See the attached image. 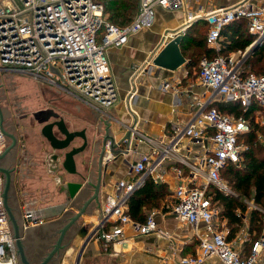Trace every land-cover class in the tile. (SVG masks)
I'll list each match as a JSON object with an SVG mask.
<instances>
[{
	"label": "built area",
	"instance_id": "2783aa9c",
	"mask_svg": "<svg viewBox=\"0 0 264 264\" xmlns=\"http://www.w3.org/2000/svg\"><path fill=\"white\" fill-rule=\"evenodd\" d=\"M183 4L184 0H140L132 21L118 25L107 19L102 0H0V73L27 75L70 94L101 116L107 115L118 96L107 49L124 45L131 34L150 27L157 6L173 9ZM196 17L207 21V43L216 48L221 46L224 27L238 19H245L250 33L256 35L252 46L264 43V0H237L208 10L199 6L188 19ZM180 31L184 27L169 35ZM239 53L241 58L233 53L201 58L199 76L208 96L197 99L192 115L173 122L168 134L154 137L129 125L131 136L124 140L121 152L137 153L132 144L135 139L148 142L150 148L130 164L131 178L114 184L96 226L97 238L125 242L126 226L139 234L167 235L158 226L155 210L145 222L131 218L127 210L131 195L146 178L158 182L161 173L172 168L177 178L172 210L195 229L198 240L196 251L182 255L176 264H205L212 259L223 264H264V234L243 256L228 239L230 229L218 224L220 210L210 192L211 186L228 190L222 169L242 161L248 149L242 136L251 130L247 117L224 113L215 103L240 101L248 108L254 102L264 121V72H245L242 64L247 52ZM152 57L134 65L135 78L155 65ZM7 138L0 102V154L10 147ZM113 156L107 154L109 159ZM4 189L5 176L0 172V264H21ZM44 221L33 209H24L23 230Z\"/></svg>",
	"mask_w": 264,
	"mask_h": 264
},
{
	"label": "crops",
	"instance_id": "0c3cea01",
	"mask_svg": "<svg viewBox=\"0 0 264 264\" xmlns=\"http://www.w3.org/2000/svg\"><path fill=\"white\" fill-rule=\"evenodd\" d=\"M236 1L237 0H184L183 6L173 9L157 6L155 21L150 27L131 34L128 41L122 46L109 47L106 52L111 66L112 77L118 92L116 102L108 108L109 114L101 116L94 108L87 104L86 105L90 109L85 110L82 109L80 105H77L76 109L78 110L76 111L71 109L67 104L63 105L60 102L51 104L57 106L53 107L55 109L58 107L60 108L59 110L57 109L59 111L58 113L65 118L72 129L86 128L91 148L86 152L76 155L77 169L81 174L85 175V177H89V180H92L94 183L98 181V154L96 152L95 141L101 139L106 127V125L102 123L101 118L105 116L111 118L108 121L112 120L111 124H113V128L119 126L115 123L116 121H114L115 119H119L124 123H128L127 125L134 124L138 130L154 137H160L170 132L173 122L177 120L185 121L192 115L194 110L193 103L197 99L207 98L209 91L200 80L199 67H190L188 65L190 58L189 55L186 54L187 50H185L187 63L178 67L176 70H169L154 65L144 70L143 73L135 78L133 67L136 63L145 62L154 54L158 53L165 43L172 38V36L169 35L170 32L175 33L189 24L190 26L186 31L188 29L193 31L195 25L204 18L196 17L189 20L188 16L190 12H196L199 6H203L208 10L217 5L232 4ZM192 33L194 34V32H191V34ZM224 39H227V37L223 36L222 40ZM252 44L245 50V52H247L244 55L245 60L255 51L249 52L253 47ZM222 45L223 42L221 41L220 48L209 46L216 50H221ZM263 45L264 43L262 46ZM262 46L259 45L258 48ZM239 50L241 49L232 50L228 55L233 53L237 58H241L242 54L239 53ZM166 82L170 84L169 87H164V83ZM42 84L49 85L47 83ZM50 87L54 88L58 93H65L51 85ZM49 100L48 98V101ZM254 115L255 121L264 125L263 114L261 115L255 111ZM248 119L251 121L250 118ZM43 125L42 122V126ZM41 129L36 138L38 140L39 138L42 139V147L37 145L35 141L32 142L34 147H31V140L27 137L26 150L24 147L21 159L19 157L17 159V153L14 151L15 148L13 151H10L11 153H6L5 155L0 154L2 155L0 156L1 167L14 165L16 162L15 159H17L18 161L16 162L15 168H13L15 172L21 169V191H19L21 196H19V193L15 191L13 186H11L9 196V203L16 217L21 220V201L23 198L20 199V197H24L26 200L27 198L38 197V201H42V208L37 210L30 205L26 206L25 204L23 206V211L26 207H29L33 209L36 215L42 216L46 220V222L40 225L30 226L24 230L23 239L29 254L31 252L29 245H34V239L39 242L41 241V243L43 241L47 245V237H52V235L57 232L61 234V230L66 226L74 214L77 213L78 209L89 199V193L85 191L76 202H74V200L70 201L65 191L62 190L61 185H64V181L61 182L58 179L61 173L64 174L65 181H84L85 179L78 174H69L64 170L65 173L62 172V170L55 171L52 169L53 163L50 161V154L53 150L46 137L41 133ZM115 131L117 132V139H120L126 133L127 127L121 130L116 129ZM27 134H29V131H27ZM257 134L260 138L264 139V135L260 131H257ZM30 135L35 137L32 133H30ZM243 136L242 140L245 142ZM133 139H135L134 136ZM78 143H81V139L77 137L74 144ZM132 144L135 145L134 147L138 150L137 153L135 150L129 153L121 152L115 157L113 156L108 162L103 161L101 206L98 207L95 201L90 202L81 217L66 229L64 234V236H66V241L64 244L62 242L63 246L61 248L63 253L69 249V251H66V254H68V252L74 249L73 244H77L81 245V258L84 257L86 264H97L98 262L105 264V260H110V257H107L109 251L124 253L127 257H133L136 264H176L182 255L191 253L193 250L196 251L198 240L196 238L195 229L190 224L180 221L172 208L171 210L161 211L153 209L156 211V220L159 228L166 231L168 233L167 235H158V233L155 232L139 234L131 227L126 226L125 242L111 243L97 238L95 232L96 226L107 197L109 193L113 191L114 184L119 179L131 178L132 174L129 173L130 164L136 159L140 152L148 151L150 148L148 142L136 141V139L132 140ZM249 145L248 143V148L250 147ZM89 154H92L94 158L92 164H90L88 160L90 158ZM9 158L11 161H9ZM243 160L244 155L242 161ZM18 162H20V165ZM240 163L236 164L241 165ZM161 175L160 181L156 183L167 184L171 194L174 196V188L177 182L174 170L168 168L161 173ZM145 182L140 187H142ZM174 201H172V204ZM248 202L250 207L260 208L253 202ZM244 222V226H242L233 237L230 236L231 229L227 224L226 218L222 219L219 217L218 224L223 229L226 227L230 229L228 239L234 243V246L241 251L243 256H246L250 253V251H246V241L250 237L249 218L247 216L244 217ZM59 223H62V226L57 230V228L54 227ZM83 226L88 227L87 237L95 232L93 237L90 239L81 237V228ZM200 226H203V224H200ZM40 232H42L41 236ZM263 234L264 226L260 236ZM52 249L48 250L46 256ZM39 251V255H42L41 247H39L38 252ZM205 264L223 263L212 259Z\"/></svg>",
	"mask_w": 264,
	"mask_h": 264
},
{
	"label": "trees",
	"instance_id": "16d2710c",
	"mask_svg": "<svg viewBox=\"0 0 264 264\" xmlns=\"http://www.w3.org/2000/svg\"><path fill=\"white\" fill-rule=\"evenodd\" d=\"M105 4L107 19L118 25H125L132 21L138 11L139 0H102ZM199 23L204 25V30L198 34L195 30H187L181 44L182 51L189 55L190 67H199L203 56L209 58L217 55L228 56L232 50L241 49L245 51L256 39V35L250 33L245 19H238L228 24L222 30V35L227 39L222 40L221 50L210 47L207 43L208 23L203 19ZM191 32H194V34ZM225 38V37H224ZM186 56V55H185ZM245 72H264V45L256 49L242 64ZM224 113L245 116L252 121V128L245 135L250 147L244 152L243 164L229 163L222 169V175L227 176L230 183L238 194L227 193L224 190L211 186L210 192L213 200L218 202L221 209L220 218H226L233 237L237 231L244 226V217L249 218L250 237L246 241L247 252L251 251L255 240L260 237L264 226V145L260 140L257 131L264 135V125L255 121V111L258 105L254 102L246 108L240 101H220L215 103ZM171 191L167 184H158L151 177H148L145 184L138 188L128 201V213L131 218L145 222L150 210V205L162 206L163 210L172 207L167 203L175 200L174 196L163 201V197ZM261 206V208L250 207L249 202ZM104 240L103 238H100ZM193 252H195L193 250Z\"/></svg>",
	"mask_w": 264,
	"mask_h": 264
},
{
	"label": "water",
	"instance_id": "95a60500",
	"mask_svg": "<svg viewBox=\"0 0 264 264\" xmlns=\"http://www.w3.org/2000/svg\"><path fill=\"white\" fill-rule=\"evenodd\" d=\"M190 26L186 25L184 27V31H180L172 36L165 45L160 49V51L152 57V62L160 67L176 70L178 67L187 63V58L182 51V42L186 35V29ZM259 46V43H255V45L250 49V53L256 50ZM46 113V117L42 118L43 126H42V134L48 140L51 149L53 150L52 157L57 162L58 168L62 170V172L66 171L69 174H78L80 175L84 181H65V176L61 173V177L64 179V185L62 186V190L65 191L66 195L70 199V201L76 202L81 196L87 191V189H92L94 194L89 197L88 201L80 207L77 213L70 219V221L66 224V226L61 230V234L54 245L53 249L48 253L46 257L39 264H46L48 260L53 256V254L60 248H62V239L65 234L66 229L75 223L81 215L87 209V206L90 202L95 201L98 207L101 206V183H102V165L103 161L108 162L110 159L107 157V154L116 156V154L120 153L122 150V146L125 144V139L130 138L131 130H129L128 123H124L119 119H115V123L119 125L117 128H113L111 121H108L109 117L105 116L102 119V123L106 125L105 132L103 133L101 139H97L95 141V147L97 152V162H98V172L99 178L97 183H94L92 180H89L88 177L81 174L77 169L76 155L82 153L84 151L86 145L88 144V135L86 132V128H78V129H70L65 118L60 115V113L56 112L53 109H49L44 111ZM43 112V113H44ZM99 119V117H98ZM100 124V123H99ZM132 126V125H130ZM127 127L126 133L120 138L117 139L116 129H123ZM101 130V129H100ZM80 137L83 139V143L81 145L74 144L75 139ZM10 148V147H9ZM8 150L3 153L5 155L8 153ZM2 156V155H0ZM64 170V171H63ZM11 169L9 167H1L0 172H2L5 176V189H4V197L6 207L10 216V219L13 224L14 234L16 238L17 249L19 253L20 260L24 264H32L29 260L28 253L24 244V230L21 225V220L18 219L15 213L12 211V208L9 203L10 189L12 186V174ZM65 173V172H64ZM92 185V186H90ZM82 238L90 239L93 237L95 232L91 233L89 237H87L88 227L83 226L81 228ZM86 240V239H85ZM81 252L79 255V259L81 256ZM79 263V261H78Z\"/></svg>",
	"mask_w": 264,
	"mask_h": 264
},
{
	"label": "rangeland",
	"instance_id": "374dc122",
	"mask_svg": "<svg viewBox=\"0 0 264 264\" xmlns=\"http://www.w3.org/2000/svg\"><path fill=\"white\" fill-rule=\"evenodd\" d=\"M140 4V0H139ZM139 8V5H138ZM108 16V15H107ZM197 26L196 30L197 34L204 30V25L201 23H198L195 25ZM0 102L2 105V112L4 115V122H5V129L8 133L7 142L10 146L8 153H11L10 151H15L17 153V159L18 157L21 159V154L23 151V148L25 147L26 150V138L29 137L31 142V147H34V144L32 142H36L37 145L42 147V139L39 138V140L36 138V136L39 133V130L42 127V112L53 109L56 112H59V107L57 109L53 107H57L54 105H51L52 103H61L63 105L67 104L71 109L74 111L78 110L76 109L77 105H80L82 109L88 110L90 109L84 102L74 98L73 96H70L67 93H58L54 88L50 87V85H43L42 82L37 81L36 79L29 77L27 75L15 73V74H6V73H0ZM48 98L50 99L48 101ZM54 98V99H53ZM56 99V100H55ZM61 111V110H60ZM87 113V112H86ZM89 114V113H88ZM90 115V114H89ZM27 131H29V134H27ZM32 131V132H30ZM30 133L34 134L35 137H32ZM260 138V137H259ZM243 139L245 140L246 145H248L246 137L243 136ZM262 141V144L264 145V139L260 138ZM250 146V145H249ZM10 159V158H9ZM15 159L17 162L18 160ZM11 161V159L9 160ZM6 165L4 167H9L11 169L12 174V186L19 193V196H21L20 188H21V169H18V172H15V165ZM20 165V162H18ZM243 164V161L240 163ZM14 167V168H13ZM2 173V172H1ZM3 174V173H2ZM4 175V174H3ZM223 179L228 185L227 193L232 194H238V192L234 189L232 183L229 182L227 176L222 175ZM173 196V194H169L165 197H163L162 202L167 203V199H170ZM23 198V199H22ZM22 199L21 201V222H22V215H23V206L26 204V206L30 205L34 208L40 209L42 208V201H38L37 198H27V200L24 197H20ZM39 202V203H38ZM217 205L218 202L216 201ZM169 206H171L172 202L167 203ZM218 209L220 210L221 207L218 205ZM172 207V206H171ZM262 208L261 206H259ZM163 210L162 206H154L150 205V210ZM263 209V208H262ZM171 210V209H169ZM264 210V209H263ZM19 217V218H20ZM46 222V220L44 221ZM22 225V223H21ZM62 223L57 224L54 228H61ZM35 234V233H34ZM42 235V232H40V236ZM60 233L57 232L52 237H47L48 242L47 245L42 241L39 242L37 240L34 241V245H29L31 252H30V258H38L37 256L33 255L32 251H38L39 247L42 248L41 256L44 257L45 254L48 252V250L52 249L54 244H56ZM46 236V235H45ZM66 236H63L62 242L63 244L66 241ZM44 239V238H43ZM45 244V245H44ZM74 249H72L68 254L63 253V250L61 249V252L58 256V258L55 259V261L49 262V264H86L84 257L79 259L80 255V246L77 244H73ZM26 247V245H25ZM35 247V248H34ZM69 248V247H68ZM40 254V251H39ZM83 256V255H82ZM107 257H110V260H105V264H136L133 257H127L124 255V253H116L114 251H109V254ZM79 261V263H78ZM97 264H101L98 262Z\"/></svg>",
	"mask_w": 264,
	"mask_h": 264
},
{
	"label": "flooded vegetation",
	"instance_id": "af4514ba",
	"mask_svg": "<svg viewBox=\"0 0 264 264\" xmlns=\"http://www.w3.org/2000/svg\"><path fill=\"white\" fill-rule=\"evenodd\" d=\"M45 113V112H44ZM44 117H46V113L45 114H43V112H42V118L44 119ZM42 118H40V119H42ZM68 124V123H67ZM69 126V125H68ZM70 127V126H69ZM70 129H72L71 127H70ZM41 133H42V130H41ZM78 138H80V137H78ZM81 139V143H78L77 145H81L82 143H83V139L82 138H80ZM50 145V144H49ZM90 148H91V144H90V141H89V138H88V144L86 145V147H85V149H84V151H82V152H86V151H88V150H90ZM52 154H53V152L50 154V161H51V163H53V170H55V171H60L61 169L60 168H58V164H57V162L53 159V157H52ZM89 156H90V158L88 159L89 160V162H90V164H92L93 163V161H94V158H93V155L92 154H89ZM89 178V177H88ZM58 179L61 181V182H63V178L61 177V175H59L58 176ZM90 186H92V185H90ZM87 191H88V198L89 197H91L93 194H94V191L92 190V189H87ZM100 197H101V190H100ZM25 244V243H24ZM55 245V244H54ZM54 247V246H53ZM27 248V247H26ZM60 252H61V248L60 249H58L54 254H53V256L48 260V262L46 263V264H49V262H53V261H55V259L56 258H58V256H59V254H60ZM28 253V252H27ZM32 253H33V255H35V256H37L38 258H35V259H33V258H30V254L28 253V257H29V260H30V262L32 263V264H39L43 259H44V257L46 256V254H45V256L44 257H42L41 255H39V252L38 251H32ZM21 264H24L22 261H21Z\"/></svg>",
	"mask_w": 264,
	"mask_h": 264
}]
</instances>
